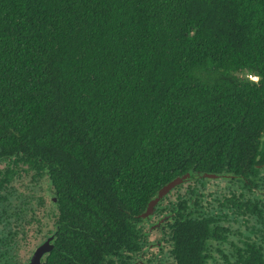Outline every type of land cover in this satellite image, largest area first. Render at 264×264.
I'll use <instances>...</instances> for the list:
<instances>
[{
  "label": "trees",
  "instance_id": "1",
  "mask_svg": "<svg viewBox=\"0 0 264 264\" xmlns=\"http://www.w3.org/2000/svg\"><path fill=\"white\" fill-rule=\"evenodd\" d=\"M54 231L45 264H264V0H0V264Z\"/></svg>",
  "mask_w": 264,
  "mask_h": 264
},
{
  "label": "water",
  "instance_id": "2",
  "mask_svg": "<svg viewBox=\"0 0 264 264\" xmlns=\"http://www.w3.org/2000/svg\"><path fill=\"white\" fill-rule=\"evenodd\" d=\"M192 170L183 173L182 175L176 176L170 181H168L165 185L160 187L156 193V195L149 200L145 210L141 212L138 216L142 218H146L153 214V212L156 209V205L159 203L161 199H163L171 190H173L177 185H180L184 182H187L191 175ZM200 177L208 178V179H218L221 177H224L223 174H217V173H210V172H203L199 174ZM164 221V218L159 219L155 224L151 226V229L159 227L161 223ZM53 239V236H50L47 238L44 242H42L40 245L36 247L34 252L32 253L29 262L27 264H45L44 261L41 260L42 256L45 253H48L51 251V249L54 247L50 241ZM135 262L134 264H136Z\"/></svg>",
  "mask_w": 264,
  "mask_h": 264
},
{
  "label": "flooded vegetation",
  "instance_id": "3",
  "mask_svg": "<svg viewBox=\"0 0 264 264\" xmlns=\"http://www.w3.org/2000/svg\"><path fill=\"white\" fill-rule=\"evenodd\" d=\"M38 184L41 185V188L47 186L46 183H44V184L42 183V184H41V182H40L39 180H37V181L33 182V187H35L37 191L40 189V187L38 186ZM42 191H43V190H42ZM48 198H49V197H48ZM50 198H51L52 201H56V200H57L55 196H51ZM160 201H161V200H160ZM160 201H159V202H160ZM155 210H156V209H155ZM154 212H155V211H154ZM154 212H153V213H154ZM151 215H152V214H151ZM172 215H173V213H169V214L166 213V214L162 215L160 218H158V220L161 219V218H164V221L161 223V225H162V224H163L167 219H169ZM148 217H149V216H148ZM158 220H157V221H158ZM157 221H156V222H157ZM156 222L152 223V225L155 224ZM152 225H151V226H152ZM55 235H56V231H54V232H52V233L46 235L44 239L40 240L39 243H37V244L33 247L32 251H31V253H30V255H29L28 260H27L25 263H23V264H27V263L29 262V259H30L31 255H32V253L34 252V250L36 249V247H37L38 245H40L42 242H44V241H45L47 238H49L50 236H53V239H54ZM53 239L50 241V243H52V244L54 245V243L52 242ZM161 243H162V242H158V243H157L158 246H160ZM154 246H155V244L152 243V244H150L149 247H150V248H153ZM53 248H54V247H53ZM53 248H52V249H53ZM52 249H51V250H52ZM48 253H49V252H48ZM48 253H45V254L42 256V258H41L42 261L45 262V256H46ZM136 262H137V263H138V262H140V263H144L143 260H138V261H136ZM134 263H135V262H134ZM134 263H133V264H134ZM137 263H136V264H137ZM167 263H169V261H167Z\"/></svg>",
  "mask_w": 264,
  "mask_h": 264
},
{
  "label": "built area",
  "instance_id": "4",
  "mask_svg": "<svg viewBox=\"0 0 264 264\" xmlns=\"http://www.w3.org/2000/svg\"><path fill=\"white\" fill-rule=\"evenodd\" d=\"M249 78H251L252 80H257V76L254 75H248Z\"/></svg>",
  "mask_w": 264,
  "mask_h": 264
},
{
  "label": "rangeland",
  "instance_id": "5",
  "mask_svg": "<svg viewBox=\"0 0 264 264\" xmlns=\"http://www.w3.org/2000/svg\"><path fill=\"white\" fill-rule=\"evenodd\" d=\"M154 250H156V249L154 248Z\"/></svg>",
  "mask_w": 264,
  "mask_h": 264
}]
</instances>
